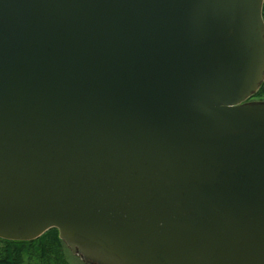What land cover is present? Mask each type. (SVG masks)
<instances>
[{
  "label": "water",
  "instance_id": "1",
  "mask_svg": "<svg viewBox=\"0 0 264 264\" xmlns=\"http://www.w3.org/2000/svg\"><path fill=\"white\" fill-rule=\"evenodd\" d=\"M263 1L0 0V238L264 264Z\"/></svg>",
  "mask_w": 264,
  "mask_h": 264
},
{
  "label": "trees",
  "instance_id": "2",
  "mask_svg": "<svg viewBox=\"0 0 264 264\" xmlns=\"http://www.w3.org/2000/svg\"><path fill=\"white\" fill-rule=\"evenodd\" d=\"M264 20V1L262 7ZM264 97V80L249 100L261 101ZM64 242L56 228H50L39 237L29 241L0 238V264H26L24 258L34 259L32 264H67L63 257Z\"/></svg>",
  "mask_w": 264,
  "mask_h": 264
},
{
  "label": "rangeland",
  "instance_id": "3",
  "mask_svg": "<svg viewBox=\"0 0 264 264\" xmlns=\"http://www.w3.org/2000/svg\"><path fill=\"white\" fill-rule=\"evenodd\" d=\"M261 101H264V97L261 99ZM63 257L67 264H86L78 256L74 255L66 245L63 246ZM24 260L26 264H32V262H34V259L29 260L28 257H25Z\"/></svg>",
  "mask_w": 264,
  "mask_h": 264
}]
</instances>
